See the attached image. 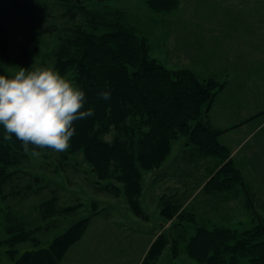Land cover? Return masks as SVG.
<instances>
[{
    "label": "trees",
    "instance_id": "1",
    "mask_svg": "<svg viewBox=\"0 0 264 264\" xmlns=\"http://www.w3.org/2000/svg\"><path fill=\"white\" fill-rule=\"evenodd\" d=\"M56 1L57 5H66L70 20L56 32L47 53L51 60L48 68L62 77L71 75L75 86L86 94L82 110L92 108L94 115L74 121L75 135L69 149L59 153L53 172L74 165L71 160L80 155L94 175L88 180L92 190L123 198L133 215L148 221L149 213L140 199L143 172L162 165L172 142L184 137V148L173 161L176 165L179 159L185 161L186 173L194 177L186 186L188 194H193L199 178L198 182H204L203 190L210 193L241 185L247 188L245 194L250 201V191L240 169L230 159V149L218 140L223 129L210 126L206 120L223 84L212 76L199 77L189 68L166 67L150 55L147 38L128 23L123 9L92 8L85 0ZM10 2L16 10H30L18 0ZM145 3L154 12L171 13L179 0ZM32 20L35 27L37 20ZM14 26L20 33L14 63L28 68L42 55L41 38L28 24L21 29ZM12 38L9 25L0 15L1 58L11 57ZM0 75L15 76L3 66ZM101 91H109L110 99L99 98ZM5 135L0 125V198L8 200L1 216L6 237L0 239V244L10 247L5 252L14 264H61L68 249L88 230L92 217L101 215L104 208L93 199L89 214L74 218L83 202L60 203L59 189L53 187L51 196L35 206L32 217L15 213L10 206L42 192L49 184L44 174L30 168L29 161L36 156L25 154L22 142L14 135L7 134V139ZM36 150L43 154L50 149ZM194 155L210 159L198 164ZM201 170L203 173L197 175L195 171ZM169 191L163 190L157 196L162 221L158 230H152L153 239L139 264H157L168 250L175 258L183 251L199 264H264V217H257L245 228L216 223L193 212L197 203L182 207V196ZM166 221H170L168 227ZM56 227H62L61 232L42 244L41 234ZM28 242L32 248L19 252L17 246Z\"/></svg>",
    "mask_w": 264,
    "mask_h": 264
},
{
    "label": "rangeland",
    "instance_id": "2",
    "mask_svg": "<svg viewBox=\"0 0 264 264\" xmlns=\"http://www.w3.org/2000/svg\"><path fill=\"white\" fill-rule=\"evenodd\" d=\"M231 1L179 0L178 7L171 13L154 12L148 8L145 0H85V4L92 8L105 6L123 9L126 11L128 23L133 26L137 33L147 38L150 55L168 68H191L199 77H202L206 72L213 73L222 68V55L231 57L232 52L237 50V46L239 47V44L247 39V36L255 35L252 40H255L256 43L259 42V39H264V22L261 27L255 25L253 31H239L243 29L241 23H233V26L227 23L226 26H222L224 28L222 30H210L219 19H231L232 11L228 14L229 9L226 6ZM18 2L29 6V12L24 13L21 10H16L10 0H0L1 18L9 25L13 37L11 57L9 59L0 57V66L5 67L14 74L18 73L20 67H23V65L19 66L14 63L20 35V33L16 32L18 29H16L14 24L19 29L28 24L36 30V33L41 38L42 55L33 60L31 65L29 64L30 66L26 69L32 71L37 68H48L51 60L47 53L55 42L54 37L56 36V32L67 20H70V15L66 12V5H57L56 0H18ZM241 2H246V0H239L238 5ZM247 9L252 10L253 7L248 6ZM237 10L238 8H235L234 12ZM32 17L37 20L35 27L32 26V23L34 24L35 21L32 20ZM235 18L238 17L236 16L232 19ZM75 20H77V17H75ZM188 21H191V23L186 24L187 27L194 31L195 36H200L201 38L194 48L185 49L182 46L181 38L185 34L184 24ZM199 21H201L202 26ZM227 28L235 31L233 36L227 33L225 30ZM201 33L204 35L202 36ZM201 40H203L202 43ZM201 46L203 47L202 50ZM247 46L254 48L252 43ZM196 48L198 51H196ZM246 57H249V55H246ZM257 61L258 58L254 57L253 63ZM43 63H45V66ZM258 64H261V60H259ZM229 65L234 66L235 61L230 59ZM63 78L73 82L70 74L63 76ZM217 78L216 80L224 85L225 81L220 80L222 77L218 76ZM206 120L210 126L216 127L213 124V120V122H210L208 118ZM225 138H231L230 133L219 137L218 140L226 141ZM184 142V137L173 141L169 158L167 157L165 162L159 167L143 172V190L140 199L144 210L149 213L150 218L148 221H144L133 215L123 198L108 196V194L97 193L92 190L88 184V180L93 178L94 175L89 171L88 165L82 163L80 155L76 159L71 160L74 165H69L66 170L53 172L52 169L57 162L59 153L52 149L44 151L43 154L31 158L29 161L30 168L46 176L49 184L48 187L40 193L29 195L10 207L15 210V213L18 212L19 215L32 217V214L36 211L35 206L51 196L50 188L57 187L60 192V203L71 204L78 200L83 202V206L74 216V218H80L89 214V203L91 200L97 199L104 208L103 213L92 217L87 234L80 239V242H76L73 248H70L69 254H67L61 264H137L138 261L139 264L146 252L140 258V254L144 250L150 233L152 230H158L159 224L162 221L159 214V200L157 196L161 195L163 190H171L169 192H174L176 195L180 194L184 202L191 195L188 194L186 186L193 182L194 177L186 173L185 169L187 168L183 167V162L185 161H180L182 159H179L178 165L173 161L174 157L180 155V151L184 148ZM44 154L49 156H44ZM194 156V162H198V164L205 163V161L210 159ZM181 167L183 168L181 169ZM195 172L197 175L203 173L202 170ZM198 179L195 186L196 189L203 182L201 180L198 182ZM167 186H170V189H167L169 188ZM7 205L8 200L0 198V239L6 237V230L1 216L7 210ZM193 205L196 206V204ZM193 212L196 215L199 214L198 206L195 207ZM166 222L165 227H168L170 221ZM61 228L56 227L41 234V238L43 239L42 244H45L47 238L61 232ZM90 234L91 236H89ZM44 235H47V237H44ZM182 246L183 243L180 242V247ZM8 248L10 247L7 244H0L1 264H14L13 260L5 252ZM27 248H32V244L28 242L17 246L19 252ZM157 264L199 263L191 260L183 251L176 258L171 257L168 250L162 254Z\"/></svg>",
    "mask_w": 264,
    "mask_h": 264
},
{
    "label": "crops",
    "instance_id": "3",
    "mask_svg": "<svg viewBox=\"0 0 264 264\" xmlns=\"http://www.w3.org/2000/svg\"><path fill=\"white\" fill-rule=\"evenodd\" d=\"M238 3L239 0H232L229 5L226 4L229 9L228 14L232 11L231 19H219L210 30H222L224 29L222 26H226L227 23L231 25L241 23L243 29L239 31H253L255 25L259 27L263 25L264 0H246L240 5ZM248 6L253 9L248 10ZM235 8L238 10L234 12ZM236 16L238 18L232 19ZM189 23L191 21L184 24L185 34L181 38L182 46L185 49L194 48L201 38L195 36L194 31L187 27L186 24ZM199 23L201 24V21ZM225 30L231 36L235 32L229 28ZM203 33H201L202 36ZM253 37L255 35L247 36V39L239 44L240 48L236 45L237 50L232 52L231 57L222 55V68L217 72H206L202 76H212L215 79H218L219 76L222 77L220 80L225 81L217 92L207 118L210 122L214 121L213 124L216 127L223 129L218 139L225 136L226 133H230L231 138H225L226 141L220 140V142L230 149V159L240 169L250 191L251 200L248 201L245 194L247 188L244 189L241 185L230 189V191L210 193L203 190L204 182H201L194 193L186 199L187 201L182 203V207H191L197 203L201 217L235 228L249 227L254 224L257 217H264V39H259V42L257 39L258 43H256L255 40H252ZM202 42L203 40H201ZM250 43L254 48L246 47ZM202 48L201 46V50ZM196 51H198L197 48ZM254 57L258 58L256 63H253ZM230 59L235 61L234 66L229 65ZM259 60H261V64H258ZM88 230L83 236L87 234ZM152 239L153 233L151 232L140 258ZM73 246L74 244L70 248ZM70 248L64 258L69 254Z\"/></svg>",
    "mask_w": 264,
    "mask_h": 264
},
{
    "label": "clouds",
    "instance_id": "4",
    "mask_svg": "<svg viewBox=\"0 0 264 264\" xmlns=\"http://www.w3.org/2000/svg\"><path fill=\"white\" fill-rule=\"evenodd\" d=\"M98 96L108 100L111 93ZM86 101L81 88L49 68L20 67L14 78L0 75V125L5 139L12 134L22 142L25 154L39 156L37 148L67 151L76 132L74 121L94 115L92 108L82 110Z\"/></svg>",
    "mask_w": 264,
    "mask_h": 264
}]
</instances>
